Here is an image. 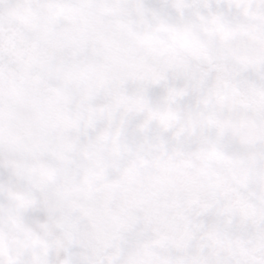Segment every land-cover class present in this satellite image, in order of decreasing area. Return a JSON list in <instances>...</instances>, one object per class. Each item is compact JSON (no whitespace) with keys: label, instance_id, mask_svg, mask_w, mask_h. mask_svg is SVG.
<instances>
[{"label":"clouds","instance_id":"obj_1","mask_svg":"<svg viewBox=\"0 0 264 264\" xmlns=\"http://www.w3.org/2000/svg\"><path fill=\"white\" fill-rule=\"evenodd\" d=\"M0 264H264V0H0Z\"/></svg>","mask_w":264,"mask_h":264}]
</instances>
